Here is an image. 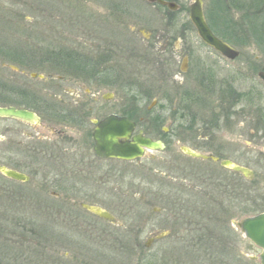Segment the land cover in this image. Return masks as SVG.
Returning <instances> with one entry per match:
<instances>
[{"label": "flooded vegetation", "instance_id": "af4514ba", "mask_svg": "<svg viewBox=\"0 0 264 264\" xmlns=\"http://www.w3.org/2000/svg\"><path fill=\"white\" fill-rule=\"evenodd\" d=\"M159 1L175 4L178 9H171L168 4ZM159 1L150 4L159 6L161 11L166 9L170 15L184 12L179 3L181 0ZM202 1L204 16L208 22L204 10L205 0ZM0 7H4V4L0 3ZM111 10L108 17L102 20L92 19L85 23L81 19L76 21L72 26L73 34L66 30L65 20L58 19L59 22L56 20L58 31L54 29V33L50 32L45 36L42 51L19 50L16 45L8 50L0 47V96L9 97L8 99L0 97V108H12L29 115L28 119L0 117V168L16 172L26 180L8 178L2 172L0 178L7 180L13 187L11 197L16 205L18 203L23 205L26 202L38 203L45 220L50 206L57 208L59 212L62 211L65 226L61 228L63 231L59 232V235L67 249L75 248L89 252L99 248L119 251L138 249L141 245L140 235L147 225H151V221L145 218L147 199L150 198L160 201L163 206L154 209L156 217L152 225L160 226L162 222L173 219L177 227L178 222L190 221L187 228L181 226L177 230H163L157 233L153 231L150 243L164 242L172 235L179 241L192 239L195 228L191 223L193 218L235 217L237 199H246L252 192L257 194L260 189L257 184H252V187L246 189L241 173H238L241 176L238 179L231 178V175L225 173L237 175L233 168L223 166L227 161L237 165L224 157L226 148L214 143L213 146L206 143L199 148L190 147V142L195 143L192 133L182 136L171 128L165 129L164 126L161 132L157 126L152 133H148L141 127L145 125V117L142 116V107L138 99L132 101L125 94L126 98L114 101L115 94L105 92L113 87L114 89L119 87L116 89L118 92L125 90L129 84L128 71L131 59L139 63L136 55L132 58L131 53L129 60H125L124 56L122 59L118 51L113 50L114 19ZM114 13L115 17L121 18L116 20L120 32L126 33L123 37L132 38L128 35L130 32L124 29L128 26L125 21L137 16L131 12L127 4L117 5ZM89 22L91 25L86 24ZM50 24L53 25V21L48 20V28L53 27ZM208 25L210 26L209 22ZM143 32L145 30L139 31L143 38L150 41L152 34L146 35ZM56 34L59 36H55ZM176 41L172 45L171 38L168 37L163 46V53L168 54L172 45L174 52L182 57L179 71L172 70L170 59L166 61L162 58L165 73L159 83L170 87L175 84L183 87L189 77L195 76L197 82L205 81L209 84H206L207 90L205 87L206 94L214 92L220 97L216 105L220 107L231 104L237 107L238 126L242 125L243 119L258 116L260 123L258 120L257 123L261 130L250 132L248 145L251 147L249 149L252 156L264 155V105L261 98L263 94L255 90L257 85L250 90H243L239 83L240 79L234 78L233 84L222 85L216 89L218 85L214 76L216 73L211 71V68L206 69V61L194 63L190 51L184 52L182 46H177ZM214 52L222 60L237 61V58L230 60L219 52L215 50ZM201 63L203 64L200 65ZM168 70L172 73H167ZM246 70L240 69V74L241 71L251 72L253 68ZM261 74H264L263 69L258 76L264 83ZM185 94L180 95L183 98L180 102H187L191 107L194 103L209 105L212 101ZM167 106L160 105L161 111L156 115L157 119L151 122L152 126H156L157 121L166 122L165 117L168 115L174 121L182 116L189 121L193 120L192 108L187 111L189 115L186 117L183 110L177 111L175 108L171 114H167L165 110ZM147 111L151 112L150 109ZM178 112H181L182 116ZM114 116L135 124L131 136L128 139L121 138L120 143H134V139L145 138L163 144V149L155 153L167 150L169 152L165 158L152 156V169L153 171L155 169L154 177L149 179L152 185L143 189L139 199L133 195L125 200L123 197H117L115 201L114 187L126 184L125 186L130 189L131 176L134 180L138 178L141 181L140 185H143L146 179L142 175L147 171L141 159L148 157L152 150L145 148L143 157L131 161L115 158L105 151L97 150L96 132L102 123ZM146 120L147 123L151 121L148 118ZM183 149L217 160L195 158ZM157 158L164 161L158 162ZM147 170H151L150 167H147ZM159 170L166 173L156 172ZM251 172V179L245 177L250 183L255 178V173ZM135 175L141 179L135 178ZM132 183L133 181L130 184ZM256 196L252 201L255 205L264 201V194L260 195L261 197H258V194ZM247 201H250L249 198ZM138 204L140 210H134L138 208ZM77 206L80 208L79 211L76 210ZM91 209L109 214L113 220L106 219ZM136 216L138 219L144 218L140 228L130 226V219ZM161 216L167 220L161 221L159 219ZM70 218L75 220L69 221ZM118 218H122L123 222H119ZM209 229L210 227L206 225L199 228V231Z\"/></svg>", "mask_w": 264, "mask_h": 264}, {"label": "rangeland", "instance_id": "374dc122", "mask_svg": "<svg viewBox=\"0 0 264 264\" xmlns=\"http://www.w3.org/2000/svg\"><path fill=\"white\" fill-rule=\"evenodd\" d=\"M194 1L181 0L179 3L184 12L170 15L166 9L161 11L159 6H153L147 0H0V3L4 4V7H0V47L8 50L16 45L15 47L19 50L42 51L45 36L50 32L54 33V29L58 31L59 26L56 25L60 21L58 19L65 20L66 30L73 34L72 26L76 24V21L81 19L85 23L92 19L102 20L108 17L112 9L113 50L118 51L119 57L123 59L124 56L125 60H129L132 53V58L136 55L139 63L131 59L128 88L125 87V90L118 92L116 89L119 87L116 89L113 87L105 92L115 94L114 101L126 98L125 94L130 100L138 99L142 107V116L145 117V125L141 127L148 133H152L157 126L161 132L164 126L165 129L171 128L178 135L185 136L187 133H192L195 143L190 142V147L199 148L206 143L213 146L214 143L226 148L224 157L255 173L252 183L243 175L244 185L247 186L246 189H249L252 184H257L260 188L257 194L261 197L264 194V155L252 156L249 149L251 147L248 145L250 132L260 127L257 123V120L258 122L260 120L258 116L254 114L255 116L243 119L242 125L238 126L237 107L231 104L220 107L216 105L220 97L214 92L206 94L205 87L207 90L208 83L205 81L197 82L196 77L191 76L183 87L175 83L170 87L166 84L162 85L159 80L164 78L165 73V69L162 68V61H164L162 58L166 61L170 59L172 70L179 71L182 57H179L172 48L175 41L179 39L176 41L177 46H182L184 52L189 50L194 63L205 60L206 69L211 68V71L216 73L214 75L218 82L216 89L222 85L233 84L234 78H237L240 79L239 83L243 90H250L257 85L255 90L263 94L261 98L264 105V83L258 76V73L264 70V0H245L246 6L243 5L241 8H236L229 0L204 1L205 15L213 33L240 52L236 62L222 60L214 49L202 42L189 18V9ZM120 4H127L131 12L137 16L125 21L128 26L124 29L130 32L128 35L132 37L127 38L128 40L123 37L126 33L120 32L117 24L116 19L121 18L113 15L116 6ZM48 20L53 21V25L50 24L53 27H47ZM60 26L62 27L61 24ZM140 30H145L143 33L146 35L151 33V40L143 38L139 33ZM75 33L77 35L78 32ZM168 37L171 38L172 45L171 50L166 54L163 53V46ZM251 67L253 68L251 72L241 71L240 74V69L249 70ZM167 73L171 74L172 71L168 70ZM185 93L199 97L201 100L211 99L212 101L209 105L194 103L191 107L187 105V102H180ZM0 97L9 98L4 95ZM189 103L192 104V102ZM160 105H168L165 107L167 114H171L175 108L177 111L183 110L186 117L189 115L187 111L192 108L193 120H187L181 112H178L182 118L174 121L168 115L165 117L166 122L157 121L156 126H152L151 122L157 119L156 115L161 111ZM148 109L151 112L148 113ZM147 118L151 120L148 123ZM168 154V150L149 152L148 157L141 159L147 171L142 175L146 181L140 185L141 181L137 177L140 179L141 177L135 175L137 178L135 180L131 176L130 183L132 181L133 183H129L130 189L125 186L126 184L115 185L114 200L116 201L117 197H123L125 200L133 195L138 196L136 198L139 199L143 189L150 188L152 185L149 182L155 174L151 164L152 156L165 158ZM159 158H157L158 162L164 161ZM253 158L258 159L253 160ZM147 167L151 170H147ZM156 172L166 173L163 170ZM225 173L231 175V178L241 177L238 173L237 175ZM12 190L10 183L0 178V264H79L78 262H81L80 264L83 262L87 264H260L261 250L244 236L239 227V223L245 218L264 212V201L258 202L257 205L252 203L257 197L254 192L250 197L247 196L250 201H247V198L237 199L235 217L193 218L191 223L195 231L193 230L192 239L179 241L172 235L164 242L155 244L150 243L153 231L157 233L163 230H177L181 226L187 228L190 221L178 222L177 227L173 219L162 222L160 226L152 225L156 217L154 209L163 208V206L160 201L153 198L147 199L145 218L151 221V225H147L140 235L141 245L138 249L119 251L99 248L89 252L64 247L59 235V232L63 231L61 228L65 226L62 211L59 212L57 208L50 206V211L48 215L46 214L47 220H45L38 203L26 202V205L13 203ZM79 209L77 206L76 210L79 211ZM134 210L139 211L140 205L138 204V208ZM36 216L39 217L35 218ZM161 217L159 218L161 221L167 220L164 216ZM118 220L123 222L122 218ZM143 220V217L138 219L136 216L130 219V226L140 228ZM206 225L210 229L200 232L199 228ZM147 244L150 245L146 246Z\"/></svg>", "mask_w": 264, "mask_h": 264}, {"label": "water", "instance_id": "95a60500", "mask_svg": "<svg viewBox=\"0 0 264 264\" xmlns=\"http://www.w3.org/2000/svg\"><path fill=\"white\" fill-rule=\"evenodd\" d=\"M149 2H156L159 0H147ZM162 4H168L171 9H178L175 4L165 3L159 1ZM190 21L194 25L198 36L201 40L213 48L215 51L222 54L224 57L234 60L239 57V51L233 49L230 45L219 39L210 29L204 16L203 1L195 0L190 7ZM261 78L264 80V74H261ZM0 117H18L21 119H28L29 115L23 112H17L16 110L9 108H0ZM135 129V124L124 118L110 117L107 121L102 123L96 132L97 150L105 151L110 156L120 158L124 160H134L138 157H143L144 149L153 151H159L163 149L161 142H154L150 139L138 138L134 139V143H120V139H128L131 133ZM188 155L199 158L202 160H208L209 158L217 160L214 157H208L205 155H198L183 149ZM223 166L227 168H233L234 171L243 174L247 179H251L252 172L244 169L238 165H233L227 161L223 163ZM0 172L6 175L8 178L16 179L20 181L26 180L25 177L19 175L16 172L9 171L0 168ZM102 217L113 220V218L106 213H102L100 210L91 209ZM244 236L251 241L256 247L261 250L259 256L260 264H264V213L244 219L239 223Z\"/></svg>", "mask_w": 264, "mask_h": 264}, {"label": "trees", "instance_id": "16d2710c", "mask_svg": "<svg viewBox=\"0 0 264 264\" xmlns=\"http://www.w3.org/2000/svg\"><path fill=\"white\" fill-rule=\"evenodd\" d=\"M231 2V4H233L236 8H241L243 5H245L244 1L245 0H229ZM236 3L237 6L235 5ZM246 6V5H245ZM219 227V226H218Z\"/></svg>", "mask_w": 264, "mask_h": 264}]
</instances>
